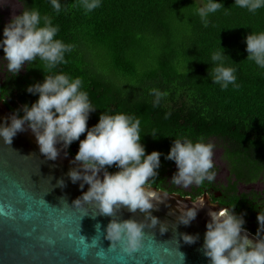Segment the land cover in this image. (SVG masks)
I'll list each match as a JSON object with an SVG mask.
<instances>
[{"label":"trees","instance_id":"trees-1","mask_svg":"<svg viewBox=\"0 0 264 264\" xmlns=\"http://www.w3.org/2000/svg\"><path fill=\"white\" fill-rule=\"evenodd\" d=\"M205 2L102 0L99 8L86 13L80 0H60L58 14L49 0H25L24 5L50 16L59 26L57 38L73 45L66 62L52 71L82 80L97 108L90 113L88 127L98 123L102 112L139 118L146 153L163 154L153 187L168 191L175 189L170 179L176 164L165 155L181 136L193 141L203 137L220 147L240 180L264 181V68L246 59L244 40L251 31H264V8L251 13L235 0H220L224 7L209 15L205 27L196 13ZM222 48L230 57H225V65L237 69L238 86L230 84L226 90L209 75L215 66L211 56ZM42 69L39 60L26 63L13 77L2 65L0 100L12 111L31 105L38 95L26 88L43 82ZM153 89L166 93L158 105ZM78 148L75 141L67 149L75 156ZM231 206L239 208L236 213L244 216V227L255 234L257 213L264 205L245 211L238 201Z\"/></svg>","mask_w":264,"mask_h":264},{"label":"clouds","instance_id":"clouds-1","mask_svg":"<svg viewBox=\"0 0 264 264\" xmlns=\"http://www.w3.org/2000/svg\"><path fill=\"white\" fill-rule=\"evenodd\" d=\"M101 2L80 0L86 13L99 8ZM49 3L57 14L61 11L60 0H49ZM234 4L251 13L264 8V0H235ZM222 7L224 5L220 0H206L196 13L207 27L209 15ZM58 32L59 26L53 23V19L42 15L35 6H24L23 11L13 14L4 26L0 38L4 56L0 59L7 62V72L15 77L26 63L29 66L39 60L44 64L42 70L45 75L43 82L26 88L28 93L38 95V99L31 105L24 104L14 110L0 123V138L11 144L17 133L25 131L27 125L35 136L40 153L49 160H56L59 156L57 144L62 143L68 148L79 141L78 151L71 161L77 167L70 169L68 176L73 183L81 181V189L85 184L89 187L73 202L74 205L94 203L100 214L112 217L121 206H126L133 213L137 209L145 213L147 223L135 219H112L106 227V238L113 242L112 246L123 243L124 251L135 252L142 246L145 227L155 228L160 224V232L167 231V224L160 222L149 211L168 196L153 188L163 154L156 150L146 153L141 142V121L134 115L102 112L98 123L88 127L90 113L97 108L92 106L88 93L83 90L82 80L52 71L66 62L65 54L73 49V45L57 38ZM244 40L248 53L246 59L264 68V31H251ZM225 57L229 56L225 55L224 49L213 53L211 60L215 66L209 73L212 82L219 84L222 90L230 84L238 86L237 69L226 66ZM152 94L156 105L166 95L156 89L152 90ZM85 133V138L81 140V135ZM150 134L157 138L156 132ZM214 147L203 137L195 141L186 136L175 137L165 155V159L174 161L177 166L171 184L187 189L193 185L200 186L205 181L213 182L216 177L213 171ZM112 166L118 170L109 172L108 168ZM58 184L63 187L64 181L59 180ZM193 204V207H188L178 202L179 224L189 225L196 218L198 209L204 206V200L201 198ZM208 215L210 220L206 223L202 249L210 264H264V210H259L257 214L255 239L249 238L244 216L236 214L234 207L209 211ZM97 228L100 226L97 225ZM181 236L186 244L196 243L199 239L198 234L184 233Z\"/></svg>","mask_w":264,"mask_h":264},{"label":"water","instance_id":"water-1","mask_svg":"<svg viewBox=\"0 0 264 264\" xmlns=\"http://www.w3.org/2000/svg\"><path fill=\"white\" fill-rule=\"evenodd\" d=\"M13 112L0 100V123ZM57 148V159H47L27 125L11 144L0 138V264H210L202 249L208 213L228 207L201 197L204 206L185 226L177 221L178 202L193 207L201 198L194 200L153 187L168 195L149 210L167 224V231L161 233L160 224L145 227L142 246L128 253L123 243L112 246L106 227L112 219L146 222L145 213L121 206L112 217L100 214L94 203L75 206L73 202L89 186L81 189V181L70 180L69 170L77 167L71 163L75 156L62 143ZM100 175L102 178L103 173ZM59 180L64 181L63 187ZM248 232L249 238L255 239V234ZM184 233L198 234L199 239L186 244L181 236Z\"/></svg>","mask_w":264,"mask_h":264},{"label":"flooded vegetation","instance_id":"flooded-vegetation-1","mask_svg":"<svg viewBox=\"0 0 264 264\" xmlns=\"http://www.w3.org/2000/svg\"><path fill=\"white\" fill-rule=\"evenodd\" d=\"M17 3L19 4L20 9L16 11L15 14L18 15L23 11L24 5L22 0H17ZM10 7H11L10 0H0V27H2V29H0V33L2 36H3L4 26L9 22L12 15L14 14L13 13L14 11H12V8ZM0 38L2 37L0 36ZM3 56L4 53L2 50V53L0 52V58H2ZM6 63H7L6 61L0 59V67L3 65L4 71L7 73ZM221 151L222 154H219V156L222 158L218 159L216 157L214 161L215 167L213 171H215L216 177L213 182L209 183L208 181H205L204 184L200 186L193 185L192 187L187 189L170 184V186L171 187L174 186L175 189L174 191H168V190L167 191L171 193L181 194L186 197H191L194 200L207 196L213 204H217L221 207L225 206L228 208H232L233 206L231 205L235 201H238L239 204L243 206L244 211L245 208L247 209L256 208V207H258V209L263 208L264 181L262 179H258L256 181L240 180L233 172L231 163H229L228 160L224 157V151L223 150ZM175 167H176L175 170L176 173L177 166ZM258 183H259V189L255 187V185H258ZM238 209L239 208L237 206L234 207L235 213L239 211Z\"/></svg>","mask_w":264,"mask_h":264},{"label":"rangeland","instance_id":"rangeland-1","mask_svg":"<svg viewBox=\"0 0 264 264\" xmlns=\"http://www.w3.org/2000/svg\"><path fill=\"white\" fill-rule=\"evenodd\" d=\"M10 2H11V7L10 8H12V11H14L13 13L15 14L16 11H18L20 9L19 4L17 3V0H10ZM214 146H216V145H214ZM221 150L222 149L220 147H218V146L214 147V155H215V156L213 155V160L214 161H215L216 157L218 159L222 158V157L219 156V154H222ZM255 187L259 189V183H258V185H255Z\"/></svg>","mask_w":264,"mask_h":264}]
</instances>
